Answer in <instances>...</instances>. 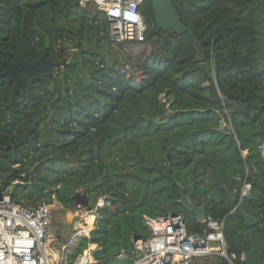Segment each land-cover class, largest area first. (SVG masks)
<instances>
[{"label":"trees","instance_id":"1","mask_svg":"<svg viewBox=\"0 0 264 264\" xmlns=\"http://www.w3.org/2000/svg\"><path fill=\"white\" fill-rule=\"evenodd\" d=\"M172 5L199 48L187 33L156 32L149 0L139 7L144 41L120 44L92 1L0 0V73L21 36L26 63L42 55L53 63L39 80L22 73L24 93L0 79V197L95 211L71 261L94 245L97 264H133L117 256L151 236L144 217L180 215L202 236L205 225L178 203L181 188L224 222L232 264L251 250L241 212L264 232V0ZM135 44L150 50L121 52ZM83 192L86 209L73 201Z\"/></svg>","mask_w":264,"mask_h":264},{"label":"built area","instance_id":"2","mask_svg":"<svg viewBox=\"0 0 264 264\" xmlns=\"http://www.w3.org/2000/svg\"><path fill=\"white\" fill-rule=\"evenodd\" d=\"M108 21L109 35L116 44L144 41L145 22L139 13L144 0H92ZM263 146L261 147L262 150ZM250 186L243 184L240 199ZM105 205L100 199L97 208ZM150 230L148 239L132 241L130 252L120 250L117 259L129 257L133 264H193L194 260L217 256L229 261L223 236L224 222L207 218L202 236L189 234L180 215L151 219L144 217ZM52 224L51 206L38 205L24 208L13 203L10 196L0 197V264H97L84 251L74 261L69 252L80 237H88L82 229L73 230L58 245L54 255L49 248V231ZM245 254L240 260L243 261Z\"/></svg>","mask_w":264,"mask_h":264},{"label":"water","instance_id":"3","mask_svg":"<svg viewBox=\"0 0 264 264\" xmlns=\"http://www.w3.org/2000/svg\"><path fill=\"white\" fill-rule=\"evenodd\" d=\"M151 5V11L153 15V22L155 25V31H169L173 33H187L194 41L193 34L189 28L183 25L180 21L177 12L175 11L172 0H149ZM21 51L18 54H10L13 58L11 65L2 73H0V79L6 78L7 80L13 82L14 92H19V89L25 92V78L22 73L29 76H34L36 80H39V72H45L50 74V69L53 67V63L50 62L42 55L38 60L30 63H26L27 52L23 44V37L21 36ZM198 46V44L194 41ZM199 48V46H198ZM8 54V53H6ZM52 87V86H50ZM34 170L29 174L32 177ZM74 206L77 208L86 209L89 206V201L85 192L76 193L73 196ZM179 205L182 207L183 211L188 215H194L198 221L206 219V207L204 202L200 206H194L190 201H188L184 195V191L181 188L179 192ZM97 208L96 210H98ZM241 216L247 226V231L241 232L240 236L248 239L251 245V250L244 256V264H264V232L260 233L256 229V220L253 219L246 212L242 211ZM54 219V214L52 213V221ZM54 226V225H53ZM55 235L58 237L59 228L54 226ZM58 242L62 240L58 237ZM57 247V244H55ZM124 247V244H123ZM230 264L229 261H227Z\"/></svg>","mask_w":264,"mask_h":264},{"label":"rangeland","instance_id":"4","mask_svg":"<svg viewBox=\"0 0 264 264\" xmlns=\"http://www.w3.org/2000/svg\"><path fill=\"white\" fill-rule=\"evenodd\" d=\"M83 1L88 2V1H92V0H83ZM149 50H150L149 45H136L135 44V45H131L130 47L124 48L123 50H121V52L124 55H126L130 51H132L133 54L136 55V54L140 53L141 51H149ZM113 56H115L114 52H113ZM261 151H262V156L264 157V146H263ZM96 206H97V204H96ZM51 210H52V213L54 214V219L52 221L51 228L49 231V241H50L49 248H50L51 254L54 255L57 252L55 250L58 248V245L61 242H63L64 240H66V238L68 237V234L70 233V231L72 229V226L74 227V222L75 223L76 222L81 223L84 226V221H83V219H81V216H76L75 212H70V211L63 209L56 202H54L51 205ZM83 213L86 215H92V214H90V212H83ZM89 219H91V217ZM68 223H70V225H68ZM53 225L57 226L59 228L58 237L61 238V240H62L61 242L57 241L58 237H56L57 235H55L54 227L52 228ZM55 244H57V247H55ZM216 258H217V256L197 259V260H194L193 264H208V263L214 261Z\"/></svg>","mask_w":264,"mask_h":264},{"label":"crops","instance_id":"5","mask_svg":"<svg viewBox=\"0 0 264 264\" xmlns=\"http://www.w3.org/2000/svg\"><path fill=\"white\" fill-rule=\"evenodd\" d=\"M83 212H86L84 211L83 209H80V210H77L75 213H76V216H81V219H83L84 221V226L81 224V223H75L74 222V227L72 226V229L70 231V233L79 228V229H82L86 234L87 236L90 235V232L94 229V224H95V211H91L90 214L92 215H86L84 214ZM91 217V220L87 222V220ZM68 225H70V223H68ZM69 233V234H70ZM68 234V235H69ZM98 250V248L94 245H91L87 250H86V253L88 256H92L93 257V254L94 252Z\"/></svg>","mask_w":264,"mask_h":264},{"label":"bare ground","instance_id":"6","mask_svg":"<svg viewBox=\"0 0 264 264\" xmlns=\"http://www.w3.org/2000/svg\"><path fill=\"white\" fill-rule=\"evenodd\" d=\"M90 220H91V219H88L87 222L90 221Z\"/></svg>","mask_w":264,"mask_h":264},{"label":"flooded vegetation","instance_id":"7","mask_svg":"<svg viewBox=\"0 0 264 264\" xmlns=\"http://www.w3.org/2000/svg\"><path fill=\"white\" fill-rule=\"evenodd\" d=\"M54 226H52V228H53ZM51 228V227H50ZM60 238V237H59ZM61 239V238H60Z\"/></svg>","mask_w":264,"mask_h":264},{"label":"clouds","instance_id":"8","mask_svg":"<svg viewBox=\"0 0 264 264\" xmlns=\"http://www.w3.org/2000/svg\"><path fill=\"white\" fill-rule=\"evenodd\" d=\"M264 146V145H263Z\"/></svg>","mask_w":264,"mask_h":264}]
</instances>
